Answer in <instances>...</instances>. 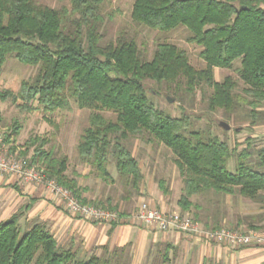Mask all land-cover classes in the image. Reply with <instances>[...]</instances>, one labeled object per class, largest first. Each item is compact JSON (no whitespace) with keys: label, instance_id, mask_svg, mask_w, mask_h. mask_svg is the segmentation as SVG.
<instances>
[{"label":"trees","instance_id":"obj_1","mask_svg":"<svg viewBox=\"0 0 264 264\" xmlns=\"http://www.w3.org/2000/svg\"><path fill=\"white\" fill-rule=\"evenodd\" d=\"M66 1L69 8L53 9L37 0H0V68L8 57L37 67L33 77L21 82L17 94L6 92L0 97L20 100L27 110L36 103L47 114L69 111L71 103L89 111L88 126L77 144L78 159L105 185L117 182L122 200L139 196L143 180L128 142L149 138L173 156L183 182L182 213L192 207L189 198L208 191L240 195L259 204L262 213L249 225L259 231L264 223V143L257 141L264 138L248 137L238 152L217 139L202 140L198 132L186 134V121L156 109L144 83H166L174 89L183 83L189 94L208 86L212 89L208 110L229 115L240 104L250 118L264 120V0H134L130 14L134 23L161 33L187 28V42L201 48L203 69H195L185 51L166 42L156 46L148 61L142 59L135 42L122 35L102 45L101 12L107 0ZM215 68L232 70L237 79L227 76L216 82ZM17 133L15 125L11 134ZM45 143L37 138L26 143L23 156L35 147L29 165L70 191L82 205L126 217L109 198L101 202L85 197L81 176L68 174V157L55 155L52 148L44 150ZM229 161L235 164L233 173L228 171ZM110 164L117 180L109 172ZM158 184L166 194L164 182ZM22 214L18 211L0 221V264H131L129 245L104 246L101 255L82 259L76 251L61 247L44 224H29ZM188 217L202 224L196 214ZM118 224L110 223L109 233ZM167 262L166 252L162 261L152 264Z\"/></svg>","mask_w":264,"mask_h":264},{"label":"rangeland","instance_id":"obj_2","mask_svg":"<svg viewBox=\"0 0 264 264\" xmlns=\"http://www.w3.org/2000/svg\"><path fill=\"white\" fill-rule=\"evenodd\" d=\"M37 2L53 9L69 8V3L66 0H37ZM133 2L134 0H107L104 3L101 12L103 16L102 45L115 41L122 35L128 40L134 41L142 59L148 61L156 46L166 42L185 51L190 64L195 69L204 68V62L199 57L201 48L187 42L190 35L187 28L179 26L170 32L161 33L138 25L131 20L130 16ZM238 63L234 64V68L238 66ZM36 72L37 67L20 64L13 57H8L0 68V96L3 97L6 92L17 94L21 82L30 79ZM227 76L237 79L232 70L218 68L213 70V78L216 82H221ZM237 83L239 87L236 91L240 94V83ZM144 84L148 98L156 109L173 119L186 121V134L198 132L202 140L217 139L226 143L230 149L240 152L248 137H255L254 135L264 131V120L250 118L245 108L240 107V104L229 115L222 110H208V98L212 92L208 86H202L194 94H189L183 83L178 85L177 89L166 83L155 84L149 80ZM167 98H170L172 102L168 103ZM21 105L20 100L12 101L10 96L0 97V146L4 149L3 153L6 156L11 155L23 159L28 166L42 172L28 163L35 147L29 148L26 156L22 155L26 151V143L37 138L46 141L43 146L44 150L52 148L55 155L68 157V174L75 172L81 176L79 184L86 188L89 199L105 202L109 198L113 204H118L120 212L127 214L126 217L136 213L138 205L142 202L167 213H182L179 201L184 194L183 182L173 164L170 150L164 145L157 144L149 138L144 140L132 138L128 142L132 156L139 163L143 180L140 186V195L132 194L129 199L124 201L121 198L123 190L117 182L114 185H105L94 176L90 166L81 164L78 159L77 144L83 129L88 126L89 111L80 110L71 103L69 111H56L53 114H47L36 108V103L33 104L32 110L23 109ZM103 114L107 118L114 119L110 113ZM253 120L255 124L251 123ZM219 122L228 125L229 130L225 131L220 128ZM15 125L18 126V133L12 135ZM258 138L263 139L261 136ZM257 143H264V141H257ZM234 166V162L229 161L228 171L233 173ZM108 169L112 177L117 180L113 164H110ZM160 181L164 182L167 189L166 194H163L159 189ZM32 186L45 189L44 185ZM189 201L192 203V207L182 215L193 217L196 214L202 224L206 223L209 227H216L215 229L257 233L264 236V234L249 228V225L256 222L260 215L258 213L259 204L240 195L228 196L208 191L189 198ZM172 253L175 255V259L165 264H186L178 250ZM164 254V247H154L149 255L151 264L153 261H162ZM188 264L190 263L188 262Z\"/></svg>","mask_w":264,"mask_h":264},{"label":"crops","instance_id":"obj_3","mask_svg":"<svg viewBox=\"0 0 264 264\" xmlns=\"http://www.w3.org/2000/svg\"><path fill=\"white\" fill-rule=\"evenodd\" d=\"M254 136L264 138V131ZM18 211H23L22 220L27 223L44 224L61 247L76 251L82 259L101 255L104 246L112 249L129 245L132 264H151L149 255L154 247H164L171 262L175 259L171 252L178 250L186 264H264V246L229 248L175 232L146 229L137 222L120 223L109 233L110 224L79 217L45 189L23 184L14 176H0V221ZM259 225L263 227L257 232L264 234V223Z\"/></svg>","mask_w":264,"mask_h":264},{"label":"built area","instance_id":"obj_4","mask_svg":"<svg viewBox=\"0 0 264 264\" xmlns=\"http://www.w3.org/2000/svg\"><path fill=\"white\" fill-rule=\"evenodd\" d=\"M3 152L4 149L0 146V176H14L27 185H44L49 195L61 200L71 212L89 222L102 224L137 222L146 229L163 233L175 232L205 243L229 248L264 246V236L260 234L206 228L186 215L167 213L145 202L140 203L136 213L129 217H120L114 211L99 207L82 205L70 191L48 179L43 172L28 166L23 159L6 156Z\"/></svg>","mask_w":264,"mask_h":264},{"label":"water","instance_id":"obj_5","mask_svg":"<svg viewBox=\"0 0 264 264\" xmlns=\"http://www.w3.org/2000/svg\"><path fill=\"white\" fill-rule=\"evenodd\" d=\"M167 101H168V103H171L172 102V100L170 98H167ZM218 125H219L220 128H222L225 131H228L229 130V126L226 125L223 122H219Z\"/></svg>","mask_w":264,"mask_h":264}]
</instances>
